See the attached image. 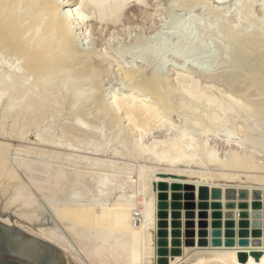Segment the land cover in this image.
Returning <instances> with one entry per match:
<instances>
[{"label":"bare ground","instance_id":"1","mask_svg":"<svg viewBox=\"0 0 264 264\" xmlns=\"http://www.w3.org/2000/svg\"><path fill=\"white\" fill-rule=\"evenodd\" d=\"M206 1L178 0L190 13L170 15L165 35L174 42L153 33L154 44L138 56L141 62L126 65L107 49H93L92 35L95 30L108 33L121 24L125 9L141 11L147 0H0V137L40 146L16 148L22 154L10 158V144L0 141L2 222L56 245L68 264H159L163 232L168 249L164 264H264V161L258 159L264 154V61L260 66L246 62L264 51V3L258 4L262 19L253 22L257 0L233 1L235 21L230 25V7L214 9ZM198 6L214 20L190 15ZM193 31L212 37L225 33L222 71L211 69L216 60L210 43L194 41ZM241 55L245 62L238 70L233 62ZM167 56L179 62L170 69L173 77L166 72ZM112 72L124 87L105 97L103 84ZM214 81L226 90H216ZM243 83L249 89L255 86V97L247 90L238 93L240 87L235 91ZM64 112L56 133L52 118ZM174 116L181 119L180 126ZM31 132L33 140L28 138ZM218 143L224 154L218 153ZM108 154L120 162L106 160ZM81 163L87 171L78 169ZM160 183L167 185L165 190ZM174 184L181 186L178 209ZM186 185L195 194L196 242L200 187L222 190L223 241L225 189H246L250 213L251 192L260 190V245H238L241 210L236 207L233 246H185ZM113 193L116 197L109 202ZM161 193L167 195L166 209L159 205ZM213 201L209 197L206 202ZM212 212L207 209L208 242ZM176 220L178 237L173 234ZM175 239L178 245H173ZM174 248L180 253L172 255ZM257 251L255 260L252 252ZM241 253L247 255L245 261L239 260Z\"/></svg>","mask_w":264,"mask_h":264},{"label":"water","instance_id":"2","mask_svg":"<svg viewBox=\"0 0 264 264\" xmlns=\"http://www.w3.org/2000/svg\"><path fill=\"white\" fill-rule=\"evenodd\" d=\"M167 187L166 184L160 183L159 188L161 190H165ZM174 189V193L172 195L174 202V208L178 209L180 208V200H181V194L179 193V190H181V186L179 184H174L172 186ZM184 189L187 191L184 195L185 203L182 205V207L186 210L185 217L187 218V221L185 223V240L183 244L185 246H207L210 244L211 246H221L224 244V246L229 247L233 246L235 244V221H234V212L232 211L236 207L239 208L241 211L239 213V222L238 227L239 230L237 232V236L239 238L238 245L243 247L247 246L249 243L252 245L258 246L261 243L260 237H261V203L260 199L262 197V192L258 189L253 190L251 192V197L254 200L252 203V209L253 211L250 213L247 211L248 209V203L246 202V199L248 197V191L246 189H240L236 191L233 188H227L225 189L224 196L225 199H227V202L225 204V208L227 211L225 217V240L223 241L221 239L222 237V222H221V216L222 213L220 211L221 209V203L218 202L219 199L222 196V190L220 188L214 187L210 190L207 187H200L198 189V198L200 202L197 204L198 209L200 210L198 216V236L199 239L196 242L194 239L195 232L194 227L195 223L192 221L194 218V209L196 207V204L194 202L195 194L193 193V186L192 185H186L184 186ZM210 197V199H213L214 201L209 204L207 199ZM235 199L241 200L238 204H236L234 201ZM160 208L166 209L167 208V195L165 193L160 194ZM211 208L213 210L212 212V222H211V241L208 242L207 240V209ZM163 216H166V212H162ZM252 217V221L249 222L248 218ZM180 226V222L176 220L174 222V228L173 231L174 237H178L180 235V232L178 230V227ZM249 227H251V230L249 231ZM248 236L252 237V240L249 242L247 239ZM180 241L178 239H175L173 242V245H178ZM158 253L161 255V257L158 259L159 264L166 263L167 260V240L165 238V232L160 234L159 240H158ZM180 248H174L171 250V254H179ZM252 256L255 258V260H258L260 257V252H252ZM247 258V255L244 253H241L239 255L240 261H245ZM0 264H67L66 258L56 245L43 240L37 236H34L32 234H28L24 232L23 230L8 225L5 222H2L0 220Z\"/></svg>","mask_w":264,"mask_h":264},{"label":"rangeland","instance_id":"3","mask_svg":"<svg viewBox=\"0 0 264 264\" xmlns=\"http://www.w3.org/2000/svg\"><path fill=\"white\" fill-rule=\"evenodd\" d=\"M194 1H196V0H192V2H191V0H188V2H190V4L194 3ZM207 1H208L209 5L214 9L220 7V8H223L224 10H226L230 7L229 8L230 11L227 10V11H229L228 13L230 15L228 14L229 16H228V20L226 23H228V24L230 23V25L234 23L233 20L235 21V17L232 16L234 14V12H233V9H231V6L233 5L232 2L235 0H224V1L223 0H220V1L207 0ZM177 2H178V0H147L146 6H145L146 9L142 8L141 11L136 10L134 7H130V8L125 9L123 15L120 17V21H122L121 24L118 23L117 25L110 27L108 30L109 31L108 33H107V29H103V31L101 33H97V30L94 31L95 33L93 32V35H92L93 39L91 41L90 46L97 51L99 50L100 52H102V50L104 51V49H107L109 51L110 55H114L115 57H119L120 60L123 62V64H126V65H128L130 63L141 62V58H139L138 56L141 55V53L144 51V49H146L149 46H152V44H154L152 42V40H153V37L155 34H156L155 37H157L158 39H160V38L162 39L161 41H164L165 39L168 41V38H170L167 35H165L166 33H168V29L170 27V19H169L170 15L186 16L187 14L190 13V12H188L186 6H182V7L178 6ZM212 2H215V3H212ZM262 2L264 3V0H257L256 5H254V7L251 11V15L253 16L252 17L253 22H258L262 19L261 11H260V8L258 6V4H260ZM172 4H173V6H172ZM156 6L159 8L158 12L155 11ZM198 7L195 9H192L190 15L197 16V17H200L202 19H206V21H208V20L213 21L214 20L213 16L208 11H206L204 7H202V8H200V7L198 8ZM233 7H234V5L232 6V8ZM154 12H155V15L153 16L152 13H154ZM149 14H152V16ZM229 18H230V21H229ZM122 25H124V26H122ZM128 27H130V28H128ZM111 30H113V31H111ZM114 32H115V34H113ZM119 32H121V33H119ZM196 32L193 33V36L194 35L195 36L194 37L192 36L194 38V41H195V39H197L196 40L197 42H201L202 40L204 42L207 41L208 42L207 44L210 43V45H208V46H210V48L213 50V53L215 54L216 64L213 65L211 67V69L215 72H217V71L220 72V70L222 71L224 66L226 65V63L224 61L225 55H222L220 52V46L224 43L225 33L224 34L220 33L219 35L212 37L211 34H209L210 32L209 33L206 32L205 35H204V33L203 34L200 33L201 34L200 35L199 32H197V33ZM109 33H111L112 37H111V35H108ZM153 33H155V34H153ZM164 37H165V39H164ZM199 39H200V41H199ZM167 41H166V43H168ZM172 41L174 42V40L172 38H170L169 42L172 43ZM170 43H168V44H170ZM242 56L243 55L236 57L237 59L235 58L236 60H234L235 62H233V63H235L234 64L235 68L238 70L243 68V65H244L243 63L245 62V60L242 59ZM168 59H170V60H168ZM167 60H168V64H170V65L166 67L167 68L166 72L172 76L173 72L170 69H172L173 67H178L179 62L177 59L172 58V57H168ZM263 61H264V51L256 59L247 60L246 62H248V64L260 66L263 63ZM150 72H151V67H147L145 69L144 73L146 75H148V74H150ZM112 73L113 74H112L111 78L107 79L105 77V81L103 84L105 97H108L110 92H112L114 89L115 90H121L124 87L123 82L119 79L120 77L119 76L116 77V75H118V74L117 73L115 74V72H112ZM114 74H115V76H114ZM117 78L120 80V83L118 82L119 80ZM213 84L215 85L216 90H219V91L226 90L224 85L222 86L221 82L216 83V81H214ZM121 85H123V86H121ZM111 86H113V87H111ZM243 86H245V87H243ZM219 87H221V90ZM237 87L235 88V91H238L240 88H242L238 91V93L241 92V90L242 91H245V90L248 91L249 90L248 92L246 91V93L249 95V97H251V96L255 97V92H256L255 86H254V88H253V86H251L252 88L249 89V87H246V83H243V85L239 84V86H237ZM217 88H219V89H217ZM254 90H255V92H254ZM64 115H65V112L61 116H60V114H56L52 118L53 122L51 121V125L55 126L54 127L55 132L56 131L58 132L57 127H58V124L60 123L59 121L60 120L62 121L63 118L64 119L66 118V115H65V117H64ZM173 118H174V120H173L174 124L177 122L176 124L177 125L179 124V126H180L181 119L178 118L177 116H174ZM176 119H177V121H176ZM54 121H56L57 123H55ZM46 123H48V119L43 121L44 125H46ZM176 127H178V126H176ZM155 134L157 136H161L162 134H164V132L155 133ZM151 135L148 136V138L151 137ZM28 138H30L31 140L34 139L33 132L28 134ZM72 139H70V140H72ZM0 141L3 143L6 142V143L10 144V148L8 149V154H9L10 158L11 157L14 158V157L18 156L17 154H19V155L22 154L19 151H16L15 150L16 148L22 149L24 147H33V148L40 147L35 142L29 141V140L28 141L27 140L18 141L16 139H11L9 137H3V138L0 137ZM73 141H75V139H73ZM220 145H221L220 143H218V145H216L217 149H219L218 153L224 154L225 147L223 145H221V146ZM43 148L48 149L45 147H41V149H43ZM222 150H223V152H222ZM81 153H79V154H81ZM82 154H84V153H82ZM88 156L90 158H92L93 155H88ZM34 157L35 156H32L31 160H33ZM64 158L62 156V158L60 159L61 161L59 160V163L62 162L61 164H63ZM95 158H100V156L99 157L96 156ZM101 158L106 159V156L101 157ZM36 159H37V161H36ZM38 159L39 158L37 156L34 158L33 161L34 162L36 161V163H38V162L40 163L41 159L39 161H38ZM92 159H94V158H92ZM258 159H259V162H260V159H261V161H264L263 160L264 154L261 153V155H260V153H259ZM106 160L120 162V161H118V159H113L110 154L107 155ZM53 161L54 160H52L50 163L52 164ZM140 162H142V160H140ZM80 165H78L79 170H82L83 172L88 170L87 165L83 166V163H81ZM115 197H116V193H113L109 198L110 199L109 202L114 200ZM135 214H138L137 211H135ZM136 217L138 218V215H136ZM71 264H73V263H71Z\"/></svg>","mask_w":264,"mask_h":264}]
</instances>
